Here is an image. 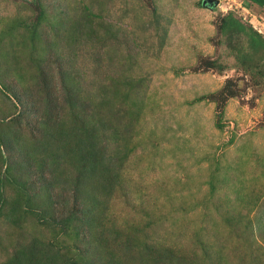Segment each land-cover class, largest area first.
Masks as SVG:
<instances>
[{
    "label": "rangeland",
    "instance_id": "374dc122",
    "mask_svg": "<svg viewBox=\"0 0 264 264\" xmlns=\"http://www.w3.org/2000/svg\"><path fill=\"white\" fill-rule=\"evenodd\" d=\"M73 25L81 26L78 49L68 45L76 40L67 30ZM62 70L91 90L126 78L143 103L121 190L110 201L109 232L100 242L85 231L75 249L59 232L62 248L94 264H131L129 257L264 264V7L246 0H0V124L11 133L2 140L0 129L2 142L11 147L15 131L40 139L41 111L24 89L33 76L57 97L54 75ZM1 152L19 157L17 149ZM67 198L68 208L80 201L72 188ZM32 219L15 228L0 218V264L16 243L52 240ZM151 247L164 256L147 258Z\"/></svg>",
    "mask_w": 264,
    "mask_h": 264
},
{
    "label": "trees",
    "instance_id": "16d2710c",
    "mask_svg": "<svg viewBox=\"0 0 264 264\" xmlns=\"http://www.w3.org/2000/svg\"><path fill=\"white\" fill-rule=\"evenodd\" d=\"M246 1L264 7V0ZM91 9L85 8L82 16L90 18L93 15ZM228 24V27L235 25L232 20ZM80 27L73 25L67 29L70 39H76L68 45L75 49L81 45L77 41L82 35ZM55 76L60 83L57 97L54 87L36 85L37 78L33 76H30L31 85L24 89L32 106L41 111L40 139L29 142L15 131L11 137L13 141L10 140L11 147L0 140V168L5 167L2 174L0 172V218L15 228L21 227L24 218H33L38 226L53 234L47 233L52 240L40 236L27 244L26 240L16 243L13 255L3 264H94L92 259L81 255L72 257L73 249L77 247V240L82 241L83 232L87 231L94 238L97 236L101 242L102 234L110 230L104 228L108 210L114 212L110 201L118 187L121 190V171L135 148L134 130L143 107L137 87L126 78L120 79L118 85L116 80L108 78V82L91 90L82 87L80 76L72 72L62 70ZM45 78V81L49 80ZM137 82L141 84L142 79ZM10 121L18 125L20 116ZM0 129L2 140L11 134L5 123L0 124ZM1 148L5 152L17 149L19 157L15 161L5 159ZM16 172L17 176L14 175ZM51 175H57L53 182L49 179ZM31 176L35 180H30ZM7 188L11 190L9 196ZM71 188L74 200L80 201L68 208L66 197ZM59 210L61 214L55 217ZM259 225L263 234L264 224ZM59 232L66 240L74 241L72 250L68 244L64 248L59 244ZM158 251L151 247L147 258L152 260L159 254L171 258L165 246L161 249L164 255ZM129 258L131 264H141L140 260ZM179 264H187V261L180 259Z\"/></svg>",
    "mask_w": 264,
    "mask_h": 264
}]
</instances>
